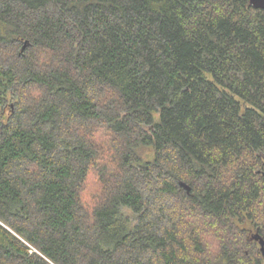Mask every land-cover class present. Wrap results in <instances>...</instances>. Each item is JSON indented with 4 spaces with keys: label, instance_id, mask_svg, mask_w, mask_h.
<instances>
[{
    "label": "trees",
    "instance_id": "obj_1",
    "mask_svg": "<svg viewBox=\"0 0 264 264\" xmlns=\"http://www.w3.org/2000/svg\"><path fill=\"white\" fill-rule=\"evenodd\" d=\"M252 231L264 9L0 0V264H264Z\"/></svg>",
    "mask_w": 264,
    "mask_h": 264
},
{
    "label": "water",
    "instance_id": "obj_2",
    "mask_svg": "<svg viewBox=\"0 0 264 264\" xmlns=\"http://www.w3.org/2000/svg\"><path fill=\"white\" fill-rule=\"evenodd\" d=\"M250 4L255 8L264 9V0H249ZM180 185L183 186L187 191L189 190V186L183 182H180ZM251 238L258 242L260 250L264 255V238L257 232L252 234Z\"/></svg>",
    "mask_w": 264,
    "mask_h": 264
},
{
    "label": "rangeland",
    "instance_id": "obj_3",
    "mask_svg": "<svg viewBox=\"0 0 264 264\" xmlns=\"http://www.w3.org/2000/svg\"><path fill=\"white\" fill-rule=\"evenodd\" d=\"M91 185H92V182H89V183H88V186L90 187ZM252 233H253V231H252Z\"/></svg>",
    "mask_w": 264,
    "mask_h": 264
},
{
    "label": "flooded vegetation",
    "instance_id": "obj_4",
    "mask_svg": "<svg viewBox=\"0 0 264 264\" xmlns=\"http://www.w3.org/2000/svg\"><path fill=\"white\" fill-rule=\"evenodd\" d=\"M253 234V233H252ZM258 243V242H257Z\"/></svg>",
    "mask_w": 264,
    "mask_h": 264
}]
</instances>
